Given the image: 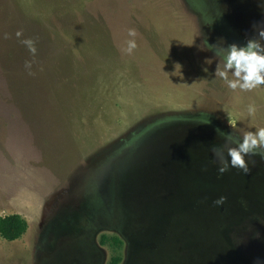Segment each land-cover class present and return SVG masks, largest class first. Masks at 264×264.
<instances>
[{"label":"rangeland","instance_id":"rangeland-1","mask_svg":"<svg viewBox=\"0 0 264 264\" xmlns=\"http://www.w3.org/2000/svg\"><path fill=\"white\" fill-rule=\"evenodd\" d=\"M258 27L264 0H0V217L29 224L0 234V264H264V159L218 175L225 141L205 125L201 141L175 126L129 148L173 119L264 127V85L229 89L208 49Z\"/></svg>","mask_w":264,"mask_h":264},{"label":"clouds","instance_id":"clouds-1","mask_svg":"<svg viewBox=\"0 0 264 264\" xmlns=\"http://www.w3.org/2000/svg\"><path fill=\"white\" fill-rule=\"evenodd\" d=\"M255 27V25H254ZM128 35L132 39L128 40L127 48L124 51L127 54L137 48L135 29H129ZM17 38L22 36V30H17ZM3 38L7 39L8 34L4 33ZM223 41V40H221ZM20 42L28 49L33 59L25 61V68L29 69V74L34 58L37 54L36 40L28 37L21 39ZM208 49L213 51L215 57L220 59L215 77L224 81L226 86L235 91H252L264 85V27L256 28V36L248 38L243 46L236 43L227 44H208ZM257 109L254 104L248 106V115H254ZM204 121L202 123H208ZM233 132H236L235 125L231 124ZM217 134L222 137L225 143L222 146H212L211 151L215 156L213 163H218V175H222L229 170V167L242 170L247 174L250 172L249 161L245 157L259 155L264 159V127H259L255 131L241 132L239 137L233 135V132L226 133L221 129H216ZM225 151L227 157L225 156ZM255 164V161H252ZM227 198L219 197L214 203L223 204Z\"/></svg>","mask_w":264,"mask_h":264},{"label":"flooded vegetation","instance_id":"flooded-vegetation-1","mask_svg":"<svg viewBox=\"0 0 264 264\" xmlns=\"http://www.w3.org/2000/svg\"><path fill=\"white\" fill-rule=\"evenodd\" d=\"M187 125H191V126H194L196 128L195 135L197 136V139H199L200 141L202 140V126L203 125H205L208 128V130L214 131V132H216V129L219 128V126H217L215 123H212V122L202 123V120H195V119L177 120V119H173L172 121H169V122H165V123H162V124H158V125L151 126L147 130H145L140 136H138V138H135L133 140V142H131L129 148L130 147H131V149L135 148V150H136L140 146H142L143 144H145V142H148L149 144H151V143H157V139H155L156 136H159V135L166 136L167 135L166 134V131L169 130L171 127H175V126H187ZM161 127H162V129H160ZM157 144H159V143H157ZM210 144L211 145H214L216 143H215V141L211 140ZM128 145L129 144H127L125 146V148H121L120 150H117L113 154V156H110L108 158V162L110 164H112L116 160H118V158L120 157V155L123 152H126V149H127ZM160 151H161V149H159V152ZM171 152L174 153L175 157H179L180 155H185L184 150L181 149L179 146H176L175 144H174V148L171 149ZM179 162H181V161H179ZM235 254H236V256H238L241 259V256H239L237 254V252ZM243 262L245 264H247L245 262V260H243Z\"/></svg>","mask_w":264,"mask_h":264},{"label":"trees","instance_id":"trees-1","mask_svg":"<svg viewBox=\"0 0 264 264\" xmlns=\"http://www.w3.org/2000/svg\"><path fill=\"white\" fill-rule=\"evenodd\" d=\"M28 222L20 214H12L4 217H0V234L9 241H15L22 237L28 230ZM108 237L103 236L102 242H106ZM115 244L120 245L121 240L117 237L112 238ZM110 239V240H112ZM122 261L121 255H115L112 257L109 264H120Z\"/></svg>","mask_w":264,"mask_h":264}]
</instances>
